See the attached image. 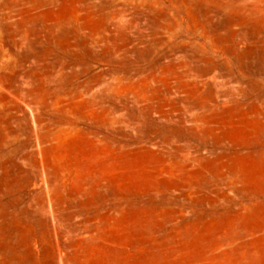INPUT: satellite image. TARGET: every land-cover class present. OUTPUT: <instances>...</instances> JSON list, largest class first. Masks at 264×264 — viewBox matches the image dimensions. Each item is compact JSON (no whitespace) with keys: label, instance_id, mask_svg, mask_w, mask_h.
I'll use <instances>...</instances> for the list:
<instances>
[{"label":"rangeland","instance_id":"1","mask_svg":"<svg viewBox=\"0 0 264 264\" xmlns=\"http://www.w3.org/2000/svg\"><path fill=\"white\" fill-rule=\"evenodd\" d=\"M0 264H264V0H0Z\"/></svg>","mask_w":264,"mask_h":264}]
</instances>
